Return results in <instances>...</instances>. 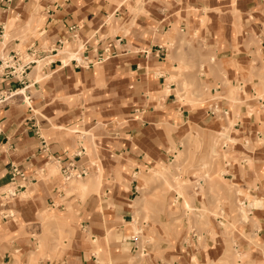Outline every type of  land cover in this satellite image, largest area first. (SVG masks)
<instances>
[{
    "label": "crops",
    "instance_id": "1",
    "mask_svg": "<svg viewBox=\"0 0 264 264\" xmlns=\"http://www.w3.org/2000/svg\"><path fill=\"white\" fill-rule=\"evenodd\" d=\"M177 32L198 37L211 57L202 93L217 99L208 106L180 108L175 93L165 95L177 89L166 85L172 67L163 59ZM20 46L54 60L20 83L0 72V91L18 93L0 107V264H163L151 242L141 263L134 258L148 172L189 135L214 143L225 128L233 159L223 177L248 210L232 241L239 259L264 263V113L257 118L246 100L264 73V0H0V62ZM66 46L81 57L105 51L106 61L79 68L58 59ZM237 86L243 103L233 105L227 98ZM71 164L88 172L83 199L62 189ZM13 167L26 179L9 198ZM45 209L66 214L59 219L72 237L64 251L31 262V227ZM215 243L177 246L165 264H222Z\"/></svg>",
    "mask_w": 264,
    "mask_h": 264
},
{
    "label": "rangeland",
    "instance_id": "2",
    "mask_svg": "<svg viewBox=\"0 0 264 264\" xmlns=\"http://www.w3.org/2000/svg\"><path fill=\"white\" fill-rule=\"evenodd\" d=\"M172 36L167 41L163 59L170 62V67H172L168 71L172 73L166 85L172 84L177 89L170 93L166 91L165 95L175 93L178 97L175 100L177 105L180 108L191 110L208 106L206 102L209 104L216 102L217 97H211L209 94L204 97L202 93L203 81L207 79L203 68L205 62L211 59L209 57L208 61L205 60L207 57L205 44L198 37L186 36L181 32L172 33ZM19 50L23 61L31 60L27 57L26 48L20 46ZM75 53L77 52L66 46L58 53V59L69 62L75 59L72 57ZM52 60L54 59L42 61L37 71L43 69ZM37 66L38 64L32 67ZM258 77L261 84L259 86L252 84L256 92L255 97L247 96L246 99L254 100L256 109L252 108L250 112H253L257 118L264 113L262 105L258 104L261 103L259 100H264V88L262 87L264 73ZM240 92L238 86L233 89V94L227 98L231 104L243 103ZM231 133V129L226 130L225 128L220 140L217 139L218 141L213 143L209 139L207 144L203 142L202 136H199L201 133H198V137L189 135L178 148L179 150L170 151L169 161L149 170L145 179L146 185L140 191L138 199L140 210L137 211L132 226L134 234L141 238L134 257L136 261L139 260L141 263L148 255L146 248L149 242L155 248L153 249L154 257L165 264L163 256L168 251H175L177 246L188 244L191 246L194 243L198 247L207 249V244L214 245L218 238L221 244H215L223 247L224 251L222 264H229L231 254H233V264H264L261 261L253 262L251 257L239 259L237 251L243 250L232 241L235 235L240 233L242 223L246 222L248 210L245 207L246 199L241 190L223 177L227 174L226 165L233 159V154L226 151L227 148L222 149L224 145H230L228 137ZM200 158L204 160L199 162ZM60 179L65 183L62 189L65 190L66 187L70 189L69 192L65 191L67 198L76 195L83 199L85 194L80 193L82 191L79 189L83 180L65 181L61 176ZM8 190H12L11 186L4 192ZM185 201L188 202L189 207H186ZM67 211L69 215L73 213L70 206L64 212ZM64 212L57 216L54 212L45 209L38 214L37 221L31 227L30 240H32L31 245L36 254L31 262L46 260L50 253L58 254L64 251L65 246L69 244L73 232L60 221L61 218L66 217ZM140 212L142 218L139 219ZM11 220L22 224L15 215ZM50 247L52 250L49 251Z\"/></svg>",
    "mask_w": 264,
    "mask_h": 264
},
{
    "label": "built area",
    "instance_id": "3",
    "mask_svg": "<svg viewBox=\"0 0 264 264\" xmlns=\"http://www.w3.org/2000/svg\"><path fill=\"white\" fill-rule=\"evenodd\" d=\"M26 54L27 57L31 59L30 61H23L20 51H15L13 54L3 58V60L0 62V72L3 73L2 75L5 79L17 80L20 83L22 82V80L26 76V73L32 68L33 65H36L38 64V62H42L47 59V57L42 58L40 56V53H37L36 50L29 49L26 51ZM104 54H106L105 51L98 52L92 58L88 56L81 57L79 54H75L76 58L72 59L73 61L71 62H74L77 67L82 69L90 68L92 66L102 64L104 61H106V57L104 56ZM77 56L79 57V59L77 58ZM52 63L53 61L49 62V64ZM17 94L18 93L16 91H0V107L7 104ZM43 148H45V144H43ZM222 149H224V147ZM87 175L88 172L86 169L76 168L72 164L62 170V177L65 181H70L72 179L82 180L85 179ZM18 179L20 181H25L26 177L19 168L13 167L11 185L12 190L7 191V196L9 198L15 197L17 194V191L19 189Z\"/></svg>",
    "mask_w": 264,
    "mask_h": 264
},
{
    "label": "bare ground",
    "instance_id": "4",
    "mask_svg": "<svg viewBox=\"0 0 264 264\" xmlns=\"http://www.w3.org/2000/svg\"><path fill=\"white\" fill-rule=\"evenodd\" d=\"M74 56V55H73ZM41 62H39L38 63V66L36 67V69H38L39 68V64H40ZM41 67V66H40ZM79 188L82 190V191H85L86 190V187H84L83 185H79ZM185 205H186V207L188 206L189 207V204H188V202L187 201H185ZM36 247V246H35ZM36 257V254H33L32 255V259H34Z\"/></svg>",
    "mask_w": 264,
    "mask_h": 264
}]
</instances>
